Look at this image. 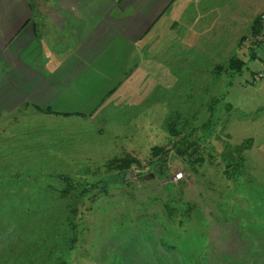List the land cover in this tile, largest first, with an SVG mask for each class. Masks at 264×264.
<instances>
[{"label": "rangeland", "instance_id": "374dc122", "mask_svg": "<svg viewBox=\"0 0 264 264\" xmlns=\"http://www.w3.org/2000/svg\"><path fill=\"white\" fill-rule=\"evenodd\" d=\"M263 15L264 0H180L92 113L0 125V264H208L213 207L233 189L264 196ZM123 157L129 174L111 167ZM99 179L108 191L86 190Z\"/></svg>", "mask_w": 264, "mask_h": 264}, {"label": "crops", "instance_id": "0c3cea01", "mask_svg": "<svg viewBox=\"0 0 264 264\" xmlns=\"http://www.w3.org/2000/svg\"><path fill=\"white\" fill-rule=\"evenodd\" d=\"M179 1L0 0V125L44 109L92 113L127 80L156 25ZM260 192L233 189L230 204L213 207L210 227L201 231L208 234L202 255L208 264H264ZM122 262L163 264L152 253H125Z\"/></svg>", "mask_w": 264, "mask_h": 264}, {"label": "trees", "instance_id": "16d2710c", "mask_svg": "<svg viewBox=\"0 0 264 264\" xmlns=\"http://www.w3.org/2000/svg\"><path fill=\"white\" fill-rule=\"evenodd\" d=\"M263 31H264V25L260 20V16L256 17V19L252 22L250 34L252 36L256 37V36H259L260 34H262ZM253 55H254V53H253ZM244 63L245 62H241V60H239V59H230L229 60V67L236 70V71H239L244 66ZM112 92H113V90L108 92V95H110ZM210 108L211 109H210L209 119H211L213 116V113L215 110L214 104H212ZM251 142H252V138L248 137L246 140H244L243 143H245L246 146H249L251 144ZM153 150H154V154L156 155V158L154 159L155 164L160 165L161 168L167 167L166 166L167 165L166 159H167L169 151L167 149L163 150L162 148H159L157 146H153ZM134 163H138V160L136 158L123 157L120 159H113L111 161V167L117 169L119 172L129 174L128 170L131 167V165ZM100 182H102V181L99 179V181H96L92 184H89L88 187L86 188V190H88V188L98 187V190H100V191H108V189L106 187L99 186Z\"/></svg>", "mask_w": 264, "mask_h": 264}, {"label": "built area", "instance_id": "2783aa9c", "mask_svg": "<svg viewBox=\"0 0 264 264\" xmlns=\"http://www.w3.org/2000/svg\"><path fill=\"white\" fill-rule=\"evenodd\" d=\"M263 18H264V15H263ZM263 74H264L263 72H260V73L258 74V76L262 77V76H263ZM176 175H177V176H176L177 178H181V176H182V173H181V172H179V173H177Z\"/></svg>", "mask_w": 264, "mask_h": 264}]
</instances>
